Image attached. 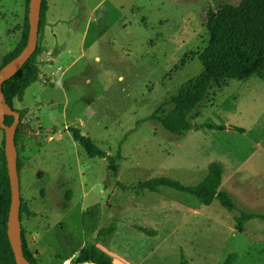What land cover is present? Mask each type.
<instances>
[{
	"label": "rangeland",
	"instance_id": "374dc122",
	"mask_svg": "<svg viewBox=\"0 0 264 264\" xmlns=\"http://www.w3.org/2000/svg\"><path fill=\"white\" fill-rule=\"evenodd\" d=\"M241 1L47 0L40 78L22 103L14 100L25 111L21 198L35 214L23 213L22 227L37 235L40 264L77 259L79 247L110 224L115 232L100 245L113 264H181L182 256L222 264L232 252L233 264H264V80L214 83L191 120L245 131L193 127L176 137L146 120L159 107L167 114V100L204 72L208 11ZM26 5L0 2V68L21 37ZM55 47L64 48L57 61ZM68 127L115 158L121 147L118 170L87 156ZM3 137L0 129V148ZM216 161L233 211L217 198L205 206L184 191L143 185L167 179L193 187ZM242 212L250 219L239 233L234 218Z\"/></svg>",
	"mask_w": 264,
	"mask_h": 264
},
{
	"label": "trees",
	"instance_id": "16d2710c",
	"mask_svg": "<svg viewBox=\"0 0 264 264\" xmlns=\"http://www.w3.org/2000/svg\"><path fill=\"white\" fill-rule=\"evenodd\" d=\"M26 2L25 24L21 37L15 48L4 58L1 67L15 58L26 45L29 32V0H26ZM47 10V0H43L38 35L46 23ZM205 28L208 35V44L199 56L204 72L200 76L186 82L173 97L167 100V103L172 106V109L167 114L162 111L158 115V111L162 110L159 107L146 117V120L159 121L165 130L176 137L184 136L193 127L214 130L231 128L242 131L241 128L235 126L193 124L191 120L205 102L207 94L214 83L222 82V79L226 78L242 80L252 75L264 80V0H242L238 5L223 4L216 10L210 9L206 15ZM41 49L38 43L33 54L21 68L2 84L6 102L11 107H13L14 100L23 102L26 89L39 80L40 69L37 65V57L41 54ZM18 111L20 112V121L15 133L16 147H18L22 119L25 113L24 110ZM4 122L10 125L13 122V117L6 116ZM69 131L89 157L106 158L109 162L108 167L113 172L118 170L115 159L122 158L121 147L117 149L115 158L114 155L107 154L102 148L96 146L90 137L82 133L80 128H70ZM17 164L20 177L21 161L19 156ZM223 172V165L216 161L208 165L204 179L193 187H184L180 183L167 179H151L143 185L152 190L157 186H168L176 191H184L205 206H209L217 198L226 210L233 211L236 209V205L231 195L227 191L219 189L222 184ZM10 198L11 193L3 137L2 147L0 148V264H15L14 255L6 234ZM23 213L35 215L21 198L20 218H22ZM234 219L236 231L242 233L244 222L250 219L249 215L242 212ZM142 230L147 233L154 232L146 228ZM114 232L115 227L110 224L102 229V238L111 237ZM25 234L26 231L22 228L23 253L30 264H38V261L28 248ZM236 258L237 254L235 252L229 253L222 264H233ZM77 260L91 261L94 264H113L112 256L99 248L97 244L91 242H86L81 248ZM181 264H189L183 256Z\"/></svg>",
	"mask_w": 264,
	"mask_h": 264
},
{
	"label": "water",
	"instance_id": "95a60500",
	"mask_svg": "<svg viewBox=\"0 0 264 264\" xmlns=\"http://www.w3.org/2000/svg\"><path fill=\"white\" fill-rule=\"evenodd\" d=\"M43 0H29L28 22L29 32L26 45L21 52L0 68V129L4 132V152L10 185V205L7 214L6 234L9 240L15 264H30L22 250V222L20 218L21 191L18 172V150L15 133L20 121V112L8 105L2 90V84L12 77L33 54L38 46L40 13ZM12 116L13 122L5 124V117Z\"/></svg>",
	"mask_w": 264,
	"mask_h": 264
},
{
	"label": "crops",
	"instance_id": "0c3cea01",
	"mask_svg": "<svg viewBox=\"0 0 264 264\" xmlns=\"http://www.w3.org/2000/svg\"><path fill=\"white\" fill-rule=\"evenodd\" d=\"M46 21H47V23H45V28H47V24L49 23V20H48V14H47V16H46ZM41 32H42V30H41ZM41 32L39 33V35H38V43H39V38H40V36H41ZM55 49H56V54H55V58H56V61L61 57V54L62 53H60L61 51H63V49L64 48H62V47H55ZM69 51V50H68ZM55 61V62H56ZM37 63H39V60L37 59ZM39 68V67H38ZM40 69V68H39ZM29 89V87L26 89V91ZM20 103H22V102H20ZM13 107L14 108H18V107H16V106H14V102H13ZM69 128V127H68ZM67 128V129H68ZM71 128H78V127H71ZM70 129V128H69ZM69 129H68V131H69ZM81 129V128H80ZM242 129V131H245V129L244 128H241ZM46 131L48 130V129H45ZM70 132V131H69ZM71 133V132H70ZM72 135V134H71ZM73 137V136H72ZM74 139V138H73ZM75 140V139H74ZM76 141V140H75ZM84 150V149H83ZM86 153V152H85ZM88 156V155H87ZM223 168H224V166H223ZM42 175V174H41ZM40 176V175H39ZM30 211L32 212V213H34L31 209H30ZM27 215H29L28 213H26ZM22 218H21V222H22V219H23V215L21 216ZM30 217H35L34 215H31ZM23 228V227H22ZM24 229V228H23ZM25 230V229H24ZM26 231V230H25ZM101 233H102V229L99 231V233H98V236L96 237V239L95 240H93V241H88V242H91V243H95V244H97V246L99 247V248H101V249H103L104 251H105V249L101 246L102 245V235H101ZM25 237H26V242H27V245H28V248H29V250H30V252H31V254L34 256V258L38 261V264H40V261H39V255H40V253H39V250H41L40 249V246H39V244H37V235H36V233H32V232H28L27 231V233L25 234ZM97 239H99V240H97ZM86 244V242L85 243H83L79 248H80V250H81V248L84 246ZM101 244V245H100ZM80 250L77 252V254L76 255H74V256H78V254H79V252H80ZM106 252V251H105ZM70 258H73V259H75L74 257H70ZM64 259H66V258H64ZM89 262V261H88ZM125 262V261H124ZM93 264V263H92ZM125 264H127L126 262H125Z\"/></svg>",
	"mask_w": 264,
	"mask_h": 264
},
{
	"label": "built area",
	"instance_id": "2783aa9c",
	"mask_svg": "<svg viewBox=\"0 0 264 264\" xmlns=\"http://www.w3.org/2000/svg\"><path fill=\"white\" fill-rule=\"evenodd\" d=\"M92 263L93 262H91V261H89V262L88 261H78L77 259H73V258L64 260L62 262V264H92Z\"/></svg>",
	"mask_w": 264,
	"mask_h": 264
}]
</instances>
